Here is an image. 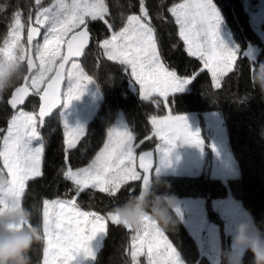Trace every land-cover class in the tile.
Here are the masks:
<instances>
[{
  "label": "snow or ice",
  "instance_id": "snow-or-ice-1",
  "mask_svg": "<svg viewBox=\"0 0 264 264\" xmlns=\"http://www.w3.org/2000/svg\"><path fill=\"white\" fill-rule=\"evenodd\" d=\"M34 2L38 10L34 20L31 14L28 17L27 48L20 43L21 33L25 29L20 12L14 15L11 39H6L4 47H0V102H3L4 91L13 83V74L20 73L21 62L24 61L28 75L23 77L24 83L15 88L7 103L17 109L30 94L38 96L42 102L38 112L20 109L11 116L6 129L0 128V174L6 175L9 181L8 188L0 190V204L8 197L20 200L27 182L42 175L44 145L40 128L45 123V117L61 104V81L65 76L69 81L67 92L63 94L65 103L79 99L84 88L94 82L92 76L86 74L73 59L85 55L90 41V23L102 21L113 29V24L107 18L109 8L105 0H71V3L55 0L48 7H39L42 0ZM164 2L158 0L157 8L161 9ZM167 11L174 17L187 54L202 61V71L206 69L211 74L213 85L219 89L224 78L235 74L239 53L227 47L220 37L218 29L221 18L213 0H183ZM156 15L160 17V12L157 11ZM41 29H44L42 43L36 40L41 35ZM98 47L103 50L107 60L117 62L125 71L130 69L131 77L139 85L141 98L149 102L155 100L157 106L162 103L159 98H163V103L167 104L172 94L183 91L198 79V74L181 77L162 60L146 0H139V14L128 15L124 26L118 31L113 30L109 38L99 41ZM69 64L70 67L66 68ZM256 67L257 64L249 65L247 69L250 81ZM150 123L152 136L146 139L159 137L164 145L169 146L161 151L162 163L167 162L178 141L203 150L204 141L199 131L190 130L185 116H153ZM65 125L68 126L66 122ZM84 129L77 125L66 133L68 150L76 147ZM33 141L38 146H33ZM136 141L133 129L115 127L109 130L107 141L88 165L75 170L68 165L63 171L64 179L73 185L66 195L75 198L43 201L42 264H71L76 254L81 252L95 259L90 242L98 234H106V220L121 225L111 211L107 216H102L81 210L78 200L83 193L91 195L90 190L115 196L128 181H142V186L145 189L148 187L153 153H137L144 141ZM50 208L56 211L50 212ZM176 211L178 213L179 209ZM87 225H91V228ZM132 242L134 261L146 249L144 254L147 255L148 264H183L177 249L150 217L146 216L142 226L135 229Z\"/></svg>",
  "mask_w": 264,
  "mask_h": 264
},
{
  "label": "trees",
  "instance_id": "trees-1",
  "mask_svg": "<svg viewBox=\"0 0 264 264\" xmlns=\"http://www.w3.org/2000/svg\"><path fill=\"white\" fill-rule=\"evenodd\" d=\"M181 1L183 0H165L163 7L158 9V0H146L162 60L181 77L198 74V79L193 80L183 91L172 94L167 104L159 98L162 101L161 106H157L155 100L152 102L143 100L139 86L133 82L130 70L125 71L117 62L107 60L103 50L98 47L99 41L109 38L111 35L109 31L118 30L125 24L128 15L139 14V0H105L109 8L107 18L113 24V29H109L102 21L90 23V44L85 50V55L78 61L85 73L91 75L94 81L90 83L92 92L96 94L94 111L85 121L84 133L78 139L76 147L70 150L65 143L68 132L65 122L69 125L77 118L79 112L61 116L58 109L45 118V123L40 128L41 142L44 145L42 175L27 182L25 192L19 200V207L22 204L31 212L30 222L39 226L41 235L43 201L53 198H75L70 194L66 195L73 185L64 179L63 171L68 165L76 169L93 159L113 127L119 111L122 112L128 128L134 130L136 142L144 141L137 149V153L152 152L154 165L157 138L146 139L147 136H152L151 117L167 113L175 115L194 112L198 115L202 127L204 121L202 114L207 111H218L227 133L231 154L236 161L238 176L229 179H223L218 175L210 176L204 168L203 171L193 175H166V173L155 175L152 172L149 198L203 196L206 201L205 218L218 224L220 228L218 231L221 238L222 260L219 264H224L226 261L225 254L230 247L228 243L230 237L224 231L223 218L209 206L210 200L231 196L249 212L252 222L264 229V96L261 95L259 88L253 87L247 71L249 65L264 61V42L252 27L241 0H213L232 26L240 50L248 43L260 48L258 56L253 60L239 52L235 74H229L224 78L220 88L217 89L213 86L211 74L206 69L202 71V61L187 54L185 45L179 38L174 17L167 11L169 7ZM36 8L34 0H0V47L10 32L15 13H21L26 28L29 14L33 18ZM157 11L163 19L156 15ZM25 41L24 29L21 42L25 45ZM25 70L24 61L21 62L20 73L13 74L12 85L3 93V102H0V128H7L9 118L17 110L11 108L7 101L11 90L21 83ZM38 103V96L29 95L19 108L36 112ZM1 145L2 139H0ZM205 148L209 152L207 143ZM90 191L91 195L87 192L81 194L78 207L84 211L107 216L112 209L140 194L141 181H128L115 196H109L98 190ZM173 216L177 220L175 227L165 229L157 224L172 246L177 249L182 262L212 264L199 252L193 236L175 211ZM132 231L133 228L129 229L122 224H113L107 220L106 234L96 252L93 264H132L128 247ZM43 246V241L33 246L29 253L30 264H41ZM239 259L242 264H251L253 257L250 252L243 249Z\"/></svg>",
  "mask_w": 264,
  "mask_h": 264
},
{
  "label": "rangeland",
  "instance_id": "rangeland-1",
  "mask_svg": "<svg viewBox=\"0 0 264 264\" xmlns=\"http://www.w3.org/2000/svg\"><path fill=\"white\" fill-rule=\"evenodd\" d=\"M54 2L55 0H42V4L39 7H48ZM66 2L71 3V0H66ZM182 2L183 1L179 3H182ZM241 2L244 8V11H246L247 14L249 15V21L253 25L252 27H254L255 32L258 34L260 39H262V41L264 42V0H241ZM213 4L221 18V22L219 24V29H218L221 39L224 41L227 47L237 50L238 53L242 52L244 48L240 50V44H239V41L237 40V37L234 35L233 29L231 28L232 26L227 22L226 17L223 14H221L217 5L215 3ZM34 5H35V2H34ZM37 10H38V6L35 10L33 19H35V14ZM118 30H120V28ZM43 33H44V29H43ZM43 33H42L41 38L37 40V41H40L41 43L43 41ZM109 33L111 34L112 30L109 31ZM25 36H26V28H25ZM6 39L8 40L11 39L10 32L8 33ZM21 39H22V33H21L20 43L24 45L21 42ZM24 46L25 48H27L26 41H25ZM1 47H4V44ZM76 61L80 64L78 60ZM67 67H70V64ZM133 82L137 84L134 80ZM68 86H69V81L66 76L65 83L63 85V91H62L63 104L59 108L60 109L59 115L65 116L72 112L73 113L79 112L77 118H75L68 125V131H70L72 127H76L77 125L84 127L85 121L92 115L94 111V108H95L94 102H95L96 94L95 92H92V85L89 83L84 88L79 99H74L71 102L65 103L64 101L66 100V97L63 94L67 92ZM20 109L22 108L15 110V112H13L12 115H14ZM24 111H28V110H24ZM169 114L170 113H167L165 115L156 116V117L162 118ZM175 115H183L186 117L190 130L193 132L199 131L200 137L204 141V145H203V150L201 151V149L197 146L184 144V143L182 145V143L179 142L178 143L179 145L173 148V150L178 149V151H173L172 153V156L178 153L177 156H179V158L176 159L175 156L173 157V159L168 158L167 162L165 163L166 169L172 168L171 165H173L174 163L176 166L177 163L183 161L182 169L184 170V172H187L185 173L187 175H193L198 172H201L203 171V168H204L205 171H208L210 176L218 175L224 179L226 178L229 179L231 177L238 176L239 172H238V168L236 167L237 166L235 163L236 161L231 154V151H230V148L227 142L228 141L227 133L222 124V118L220 117V114L218 111L204 112L201 116L204 120L202 127L200 125V120L198 118V115L194 112L181 113V114H175ZM120 126H127L126 120L124 119V116L121 111L118 112L115 123L113 124V127H120ZM106 141H107V138L105 139L104 143ZM205 143L208 144L209 152L205 148ZM33 146H38L36 141H33ZM102 146L103 145L100 146V149L102 148ZM213 146L215 150H213ZM168 147H169L168 145H164L163 141H161L160 139H157V146H156V149L158 150L157 165L153 168V173L155 175H163V174L165 175L166 173L163 170H161L163 169L162 162H161L163 153L161 151L163 148L167 149ZM0 166H2V162L0 163ZM173 170L171 171L170 169V171L166 173V175L184 174L181 172L178 173V169L174 171L176 173H174ZM171 197H174L176 199L177 201L176 209H179L178 213L176 209L174 211L179 216V219L183 222V224L187 227L188 232L193 236L194 241H195L194 244H196L199 252L205 257H207L208 260L212 264H219L220 261L222 260L220 256L221 255V243H220L221 238H220V232L218 231L220 230V228L218 224H215L214 222H211L207 220V218H205L206 217L205 198L203 196H199V197L171 196ZM55 199H64V198H53L51 200H55ZM14 201H15V208L19 209L20 208L19 199H14ZM209 204H210L209 206L212 209L216 210L217 213L220 215V217L223 218L224 231L230 237V240H229L230 242H228L230 246L228 253L230 252L233 256L239 258L243 249H237L235 247L234 237L236 235V228L239 226L240 223L245 222V221H252L249 212L241 206L238 200L233 199L229 195L226 198L212 199L210 200ZM6 209H7L6 204L4 203L0 204V214H3ZM54 211H56V209L50 208V212H54ZM89 219H91V217ZM10 227H17V226L10 225ZM87 227L91 228V225H87ZM135 229L136 228H133V231L130 233L131 234L130 240H129L130 246H128L130 253H131V259H132V251L134 250L132 236L135 235ZM104 235H105L104 233L98 234L97 237H95L90 242V247L93 249L95 255L99 247L101 246ZM144 253H146V249L143 250L142 254L136 257L135 261L132 259V264H137V262L138 264H148L147 255ZM93 260L94 259L87 257L83 252H81L79 254H76L71 264H93L94 262ZM41 264H42V260H41ZM224 264H227V261H225Z\"/></svg>",
  "mask_w": 264,
  "mask_h": 264
},
{
  "label": "clouds",
  "instance_id": "clouds-1",
  "mask_svg": "<svg viewBox=\"0 0 264 264\" xmlns=\"http://www.w3.org/2000/svg\"><path fill=\"white\" fill-rule=\"evenodd\" d=\"M254 88H259L264 96V61L257 64L256 71L251 76ZM9 181L6 175L0 174V190H6ZM141 190L134 198L126 200L111 210L120 224L139 229L144 218L150 217L165 229L177 224L173 211L177 201L171 196H154ZM7 209L0 214V264H30L29 253L33 246L41 242V232L35 225L30 226L31 212L21 204L15 208L13 198H5ZM16 225L17 227H10ZM234 244L237 249H244L252 254L251 264H264V229L252 221H245L236 228ZM227 264H242V261L230 252L225 254Z\"/></svg>",
  "mask_w": 264,
  "mask_h": 264
},
{
  "label": "water",
  "instance_id": "water-1",
  "mask_svg": "<svg viewBox=\"0 0 264 264\" xmlns=\"http://www.w3.org/2000/svg\"><path fill=\"white\" fill-rule=\"evenodd\" d=\"M27 27H28V22H27V26H26V36H25L26 45H27ZM42 33H43V30L41 29V35L38 36V37H36V40H39V39L41 38ZM90 39H91V37H90ZM89 44H90V41H89ZM27 46H28V45H27ZM259 51H260V48H259L257 45H255V44H251V43H248V44L245 46L244 50H243L241 53H242L243 55L247 56L249 59L253 60V59H255V58L258 56ZM80 58H82V57H79V58H73V59H75V60H80ZM25 66H26V70H25V74L23 75V77L26 76V75H28L26 61H25ZM67 66H68V65H66V68H67ZM23 77H22V81H21V83H20L19 85L15 86V87L11 90V93H10V97H9V99L11 98V95H12V93L14 92L15 88L21 86V85L24 83ZM65 78H66V76H65ZM64 83H65V79H63V80L61 81V84H60V92H61V94H62V89H63V85H64ZM30 95H31V94H30ZM38 98H39V97H38ZM9 99H8V100H9ZM26 99H27V98H26ZM25 101H26V100H25ZM41 103H42V102H41L40 99H39V103H38V106H37V110H36V112L39 111V106H40ZM62 104H63V97H62V95H61V104H58L56 108L52 109L51 113H50L48 116H50L54 111L58 110V109L62 106ZM22 105H23V104H22ZM22 105H18V106H17V109H18L20 106H22ZM48 116H47V117H48ZM45 118H46V117H45ZM153 167H154V158H153ZM152 172H153V169H152ZM151 175H152V174H151ZM150 182H151V178H150ZM150 187H151V183H149L148 187L145 189V188L142 186V181H141V190L143 189V190H145L146 192H148L149 189H150Z\"/></svg>",
  "mask_w": 264,
  "mask_h": 264
},
{
  "label": "crops",
  "instance_id": "crops-1",
  "mask_svg": "<svg viewBox=\"0 0 264 264\" xmlns=\"http://www.w3.org/2000/svg\"><path fill=\"white\" fill-rule=\"evenodd\" d=\"M185 88H186V87H185ZM185 88H184V89H185ZM113 128H115V127H112L111 129H113ZM111 129H110V130H111ZM151 132H152V131H151ZM107 136H108V133H107ZM106 138H107V137H106ZM156 138L159 139V137H156ZM178 143H179V141L177 142L176 146L179 145ZM182 145H183V143H182ZM180 146H181V145H180ZM173 151H178V149H174V150L172 149L171 154L169 155L168 158H169V159H173V157L175 156V158L178 159V158H179V156H177L178 153H177V154H174V155L172 156ZM157 156H158V150L156 149V153H155V156H154V157H156V161H155L156 163H155L154 167L157 165ZM92 160H93V159H92ZM154 167H153V168H154ZM162 167H163V169H161V170H163V171L166 172V173H168V172L170 171V169H171V171L174 169L173 172L176 171V170L178 169V173H180V172H181V173H184V174L187 173V172H184V170L182 169V168H183V161L177 163L176 166H175V163H174L173 165H171L172 168H168V169H166L165 163H162ZM174 173H176V172H174ZM197 230H198V229H197ZM197 230H196V231H197ZM196 233H197V232H196Z\"/></svg>",
  "mask_w": 264,
  "mask_h": 264
}]
</instances>
